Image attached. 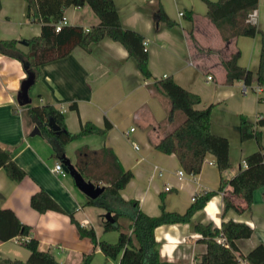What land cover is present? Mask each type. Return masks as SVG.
Wrapping results in <instances>:
<instances>
[{"label": "crops", "instance_id": "1", "mask_svg": "<svg viewBox=\"0 0 264 264\" xmlns=\"http://www.w3.org/2000/svg\"><path fill=\"white\" fill-rule=\"evenodd\" d=\"M113 1L121 26L143 36L151 76L144 78L123 45L104 36L87 48L75 46L67 55L42 63L40 77L28 90L29 104L55 105L71 132H78L85 122L98 128V133L80 136L65 145L64 154L71 164L77 148L108 147L121 167L132 172L131 179L119 191L121 198L137 201L138 208L148 215L159 214L161 203L168 210L182 213L193 202L192 196L217 190L221 177L226 180L233 177L245 167L247 154L259 146L264 148V126L254 127L259 132L258 141L254 137L242 140L239 131L240 115L251 121L264 115V90L255 89L259 50L264 40V0H258L255 8L254 24L261 33L228 40L222 39L206 16L207 5L203 0ZM0 2V37L17 39L24 49L21 40L39 35L40 23L27 18L25 0ZM160 7L171 24L158 19ZM90 11L86 4L70 5L63 16L66 24L89 28L98 23V17ZM235 49L239 50L238 64L253 74L249 84L243 80L224 82L222 60ZM168 75L199 94L197 108L212 104L210 129L225 136L229 143L230 166L222 172L215 164L203 162L198 173L185 172L179 178L177 170L181 167L176 156L154 147V142L171 124L166 122L170 100L153 89V82ZM24 77L18 59L0 54V147L8 150L25 171L24 177L15 181L0 168V258L25 261L31 250H38L51 252L65 264H81L83 256L89 253L88 264H117V260L106 257L100 249H93L89 238L81 237L70 220L72 214L81 225L92 226L98 239L117 240L104 235L106 210L98 212L100 229L95 228L89 209L102 207L86 205L88 197L69 174L59 176L52 172L59 159L54 157L51 144L40 133L30 134L35 124L16 99ZM249 90L252 96L247 98ZM179 119L177 114L175 121ZM133 143L138 145L137 149ZM40 189L64 212L40 211L33 206L31 198ZM231 189L226 184L223 190L216 191L202 209L193 213L190 221L155 227L159 258L172 264H193L206 250L205 243L199 240L201 234L193 228L198 221H211L216 227L228 219L246 223L252 229L251 235L235 240L243 254L258 243L264 244V186L253 191L250 207L242 211L224 209L223 196ZM232 199L244 207L243 199L235 196ZM119 220L129 223L126 218ZM11 241L16 245L10 244Z\"/></svg>", "mask_w": 264, "mask_h": 264}, {"label": "trees", "instance_id": "2", "mask_svg": "<svg viewBox=\"0 0 264 264\" xmlns=\"http://www.w3.org/2000/svg\"><path fill=\"white\" fill-rule=\"evenodd\" d=\"M207 5L206 16L219 31L223 40L238 36H254L261 33L257 26L246 20L247 14L257 7L258 0H203ZM26 16L41 25L40 34L24 38L25 48L19 47V40L0 37V54L18 59L25 73V79L31 81L30 87L40 77V65L44 62L67 55L75 46L87 48L91 42L99 41L104 36L120 42L137 65L144 78L151 76L147 66V51L143 36L129 28H123L119 20L113 0H25ZM88 5L98 17V23L89 28L80 25L63 24L58 30L56 23L63 17L64 10L70 6ZM1 7V2H0ZM159 20L168 24L171 21L160 7L157 15ZM239 50L235 49L228 58L222 60L225 69V83L243 80L249 84L253 77L251 70L240 66L237 62ZM256 84L264 90V40L259 50L258 66L255 72ZM29 87V88H30ZM153 89L170 100V109L166 127L162 135L154 142V147L163 153H173L180 167L187 173H198L204 157L212 155L217 169L222 172L230 166L229 143L225 136L215 134L210 129L212 104L197 108L200 102L199 94L190 91L170 75L155 79ZM25 113L30 121L37 125L42 138L48 141L53 149V155L60 162L69 160L64 154V147L70 141L90 133H98V128L85 122L78 132L67 129L64 115L53 104H25ZM181 113L178 121L177 114ZM52 119L59 129L53 130L47 121ZM240 138L259 140V132L255 125L264 126V115L255 121L240 115ZM164 124H159L163 127ZM264 149L250 152L244 157L245 167L233 177L226 180L221 177L217 190L202 191L194 197L193 202L184 212L168 210L160 204L157 215H148L138 208L137 201L124 200L119 191L132 177L130 170L121 167L117 157L108 147L90 150L86 147L77 148L73 166L85 180L100 183L103 192L96 198H87L85 204L104 208L110 211L114 221H103L104 231L116 230L117 240L109 242L98 239L92 226H83L69 214L81 237H87L93 249H100L106 257L117 260V264H172L159 258L154 229L158 225L177 222H188L193 213L202 209L206 202L216 193L224 189L226 184L231 186L228 194L223 196L224 209L242 211L252 203L253 191L264 186ZM70 161V160H69ZM71 163V162H70ZM0 168H3L9 178L20 181L25 171L12 159L10 152L0 147ZM233 196L243 199L245 205L240 207L233 201ZM31 203L40 211L53 209L64 210L43 189L31 198ZM130 208V210H128ZM126 218L124 224L119 219ZM196 232L201 234L199 239L206 245V250L193 264H264V244L258 243L249 252L239 251L235 240L249 237L252 229L244 222L228 219L216 227L211 221L196 222L193 225ZM222 238L223 241L217 239ZM91 253L85 254L81 264H88ZM1 264H65L55 259L49 251L31 250L27 260L0 258Z\"/></svg>", "mask_w": 264, "mask_h": 264}, {"label": "water", "instance_id": "3", "mask_svg": "<svg viewBox=\"0 0 264 264\" xmlns=\"http://www.w3.org/2000/svg\"><path fill=\"white\" fill-rule=\"evenodd\" d=\"M21 43L24 44V41L21 40ZM30 85L31 81L29 79L22 80L20 88L16 94L18 104L25 105L30 103L31 99L28 95ZM47 124L53 130L59 129V126L51 118L47 121ZM30 134H39V128L37 127V125L33 127ZM61 163L63 169L73 178V181L77 188L80 189L88 198H96L103 192V185L95 184L89 180H85L69 160H63ZM103 216L106 221H114V218L110 211H106Z\"/></svg>", "mask_w": 264, "mask_h": 264}, {"label": "built area", "instance_id": "4", "mask_svg": "<svg viewBox=\"0 0 264 264\" xmlns=\"http://www.w3.org/2000/svg\"><path fill=\"white\" fill-rule=\"evenodd\" d=\"M256 15H257V13H256V9L254 8V9H252L248 14H247V18H246V20L248 21V22H250V23H255V21H256ZM63 24H66V20H65V17L63 16L57 23H56V25H55V29L56 30H58L59 28H60V26L61 25H63ZM144 45H145V42H144ZM207 78L208 79H210L211 78V75H207ZM255 89H259V86H256L255 87ZM243 90H245V87L243 86ZM131 130H133V127H131L130 128V131ZM126 134H127V132H126ZM133 146H134V148H138V145L136 144V143H133ZM203 162H205V163H208V164H215V159H214V157L213 156H206V157H204V159H203ZM202 162V163H203ZM244 164H245V162H244ZM156 168V167H155ZM51 170H52V172H54L55 174H57V175H59V176H64V175H66V174H68L64 169H63V167H62V163L60 162V161H56L54 164H53V166H52V168H51ZM184 174H185V171L182 169V168H179L178 170H177V176L179 177V178H182L183 176H184ZM191 174H193V173H191ZM194 197L195 196H192V200H194ZM218 241H223V239L222 238H219V239H217Z\"/></svg>", "mask_w": 264, "mask_h": 264}, {"label": "rangeland", "instance_id": "5", "mask_svg": "<svg viewBox=\"0 0 264 264\" xmlns=\"http://www.w3.org/2000/svg\"><path fill=\"white\" fill-rule=\"evenodd\" d=\"M90 12H92V11H90ZM256 92V91H255ZM252 91H247V93H246V97L247 98H249V97H251L252 95ZM179 116L181 117L182 115H181V113H179ZM96 184H99V185H101L100 183H96ZM77 189V188H76ZM95 208V207H94ZM89 209V213H90V217H91V222H92V224L94 225V227L95 228H98V229H100L99 228V226H100V221H99V219H100V217H99V213L98 212H105V210L102 208V209ZM104 235L105 236H107V237H109V236H114L115 237V239H117V236H118V232L116 231V230H109V231H106V232H104ZM103 239H105V238H103ZM10 244H12V245H16V243L14 242V241H11V243Z\"/></svg>", "mask_w": 264, "mask_h": 264}]
</instances>
